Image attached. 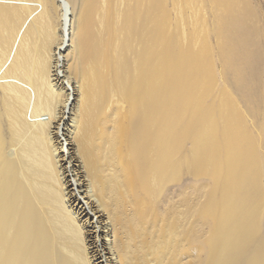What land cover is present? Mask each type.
<instances>
[{
  "label": "bare ground",
  "instance_id": "obj_1",
  "mask_svg": "<svg viewBox=\"0 0 264 264\" xmlns=\"http://www.w3.org/2000/svg\"><path fill=\"white\" fill-rule=\"evenodd\" d=\"M250 1L0 0V264H264Z\"/></svg>",
  "mask_w": 264,
  "mask_h": 264
},
{
  "label": "rangeland",
  "instance_id": "obj_2",
  "mask_svg": "<svg viewBox=\"0 0 264 264\" xmlns=\"http://www.w3.org/2000/svg\"><path fill=\"white\" fill-rule=\"evenodd\" d=\"M250 2L256 11L255 26L258 30L257 42H258L259 50H260V52L258 53V56H259L258 58H260L261 60L258 59L257 61V66H256L257 72L254 76L255 80L253 79L254 86L253 88H251V90H249V93L254 94L251 96L255 98H252V97H249V98L251 99L252 102L253 101L256 102V103H253L255 104L253 106L255 108L254 109L255 112L256 110H258L257 112L259 114L257 115L256 113V118H257V121L260 122L262 120V117L264 116V0H251ZM211 40L213 41V39ZM241 104H242L240 105L241 109L245 108L243 107L244 103L241 102ZM249 122H251V120ZM261 147L264 152L263 143L261 144Z\"/></svg>",
  "mask_w": 264,
  "mask_h": 264
}]
</instances>
